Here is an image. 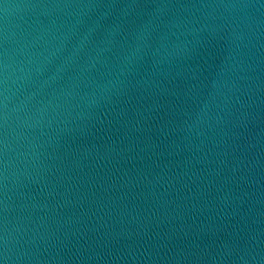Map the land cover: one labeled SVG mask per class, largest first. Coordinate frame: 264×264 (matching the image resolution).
<instances>
[{
	"label": "water",
	"instance_id": "water-1",
	"mask_svg": "<svg viewBox=\"0 0 264 264\" xmlns=\"http://www.w3.org/2000/svg\"><path fill=\"white\" fill-rule=\"evenodd\" d=\"M3 264H264V0H0Z\"/></svg>",
	"mask_w": 264,
	"mask_h": 264
},
{
	"label": "snow or ice",
	"instance_id": "snow-or-ice-1",
	"mask_svg": "<svg viewBox=\"0 0 264 264\" xmlns=\"http://www.w3.org/2000/svg\"><path fill=\"white\" fill-rule=\"evenodd\" d=\"M0 264H3V261H0Z\"/></svg>",
	"mask_w": 264,
	"mask_h": 264
}]
</instances>
